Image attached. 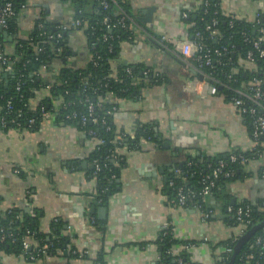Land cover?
<instances>
[{"label":"crops","instance_id":"obj_1","mask_svg":"<svg viewBox=\"0 0 264 264\" xmlns=\"http://www.w3.org/2000/svg\"><path fill=\"white\" fill-rule=\"evenodd\" d=\"M126 1L134 40L121 43L119 59L111 66L115 69L119 61L138 63L153 75L162 73L164 80L151 85L144 80L138 96L118 99L113 121L117 132L129 136L138 124L150 123L158 142L142 139L140 148L133 150L124 146L121 153L127 155L128 165L120 169L117 191L106 206L96 204V179L90 175L89 160L94 142L76 125L63 123L60 100L51 95L50 87L42 88L30 100L36 107L47 99L49 108L36 130L0 128V209L17 208L35 217L37 231L44 236L50 234L52 221L61 220L70 245L86 251L87 258L58 254L33 262L0 251V264H92L99 252L105 264H155L158 249L148 244L157 239L166 222L174 227L178 240L196 241L189 249L194 261L216 264L221 247L212 250L207 242L227 239L235 231L223 222L222 206L216 205L215 217L203 222L193 206H171L162 190L167 174L187 157L247 151L252 145L247 122L233 104L219 93L211 94L206 82L163 51L158 42L163 34L172 40L186 38L188 25L181 13L196 10L202 0ZM219 1L223 12L238 19L251 22L257 13L264 18V0ZM74 9L58 0H31L18 34L27 36L41 10L56 25L70 20ZM8 37H4L5 50L11 54L15 39ZM85 43L81 29L69 33L70 65L83 67L88 61ZM59 68L56 63L43 76L52 82ZM262 165L257 158L245 163L243 170L250 175L230 182L225 193L235 202L264 196V176H258ZM92 206L105 207L103 219H98L96 210L90 212ZM90 218L105 221L104 232Z\"/></svg>","mask_w":264,"mask_h":264},{"label":"trees","instance_id":"obj_2","mask_svg":"<svg viewBox=\"0 0 264 264\" xmlns=\"http://www.w3.org/2000/svg\"><path fill=\"white\" fill-rule=\"evenodd\" d=\"M61 4L72 5L77 8V11L73 13L72 19H79L81 24L77 27L83 31L86 41V49L89 53V59L83 67H76L67 62H63L62 59L66 52H70L68 44L69 33L74 29L70 28L62 33L61 39L53 38L48 40L49 34H55L56 28L53 20H49L45 11L41 10L39 16L36 18L34 28L28 33L27 39H23L22 36L16 38L14 51L11 53L13 71L4 77V73L0 72V116L5 117L8 122L5 126L0 124V128L7 130L15 128V124L9 122L11 119H15L20 124L19 130H36L40 121L43 118L44 113L49 109L47 106V99L42 100L36 107H32L30 100L34 98L37 93L45 87H50V92L53 97H57L60 100L59 117L65 124H73L85 131L91 129L95 135L105 140V143L95 148L89 155V160L93 164L94 160L100 165L99 170L92 168L90 175L96 179V195L95 203L106 206L108 198L114 192L117 191L116 180L119 178L120 169L128 165V157L126 154H118L115 152L116 147H122L124 144L128 145V149H139L140 141L142 139L152 140L158 142V136L155 134L154 127L150 123H140L136 126L133 136L127 134H120L116 131L114 125V114L111 111L113 105H118V99L133 98L138 96L139 89L144 86V80H147L148 84H157L164 80L162 73L153 75L152 72L148 74H142L145 70L141 64L127 63L119 61L116 68L112 69L111 63L114 60L119 59V52L121 49V43L123 41H133L132 31L124 30L122 27L116 25L120 12L123 10L128 13L129 4L126 0H115L113 3L108 0V7L103 9L101 6L102 0H58ZM207 4L203 3L194 11L183 10L187 13L185 19L188 24L187 34L191 36L196 30L202 31L204 26L210 22L213 18L217 20L215 28L219 32V40L213 42V40H207L206 44L211 49L219 48L225 45L228 50H231L225 56L220 58V63H213L212 69H206V71H212V73L222 81L227 82L224 78V73H230L233 69V78L236 81L230 83L238 87L242 82H247L253 76H259L264 78V62L258 61L251 68H244L243 62L246 56L247 50L250 45L243 42L242 32L248 30L253 33L252 22H248L242 19H236L232 26L229 24V17L220 9V3L218 0H206ZM75 10V9H74ZM107 15L109 17V25L102 22L103 17ZM38 22L42 24L41 28H38ZM260 23L264 24V20L260 19ZM18 21L16 18L10 23L7 30L8 33L15 35L17 32ZM105 36V38H104ZM130 37V38H128ZM0 38L4 39L2 33ZM46 41L44 49L39 52L37 47L41 42ZM60 47V52H56L55 48ZM69 54V55H70ZM170 54V53H168ZM171 56H173L171 54ZM69 57V56H68ZM59 63L60 68L57 70L55 78L52 82L49 81V76H43L45 72H50L52 65ZM130 69V72L127 71ZM110 74H115L118 78L117 81L110 78ZM18 78H21V86L19 90L15 89V83ZM141 79L139 84H134L135 79ZM229 81V80H228ZM107 83V87L104 88V83ZM264 88V83H263ZM112 91L113 98H106V91ZM219 94L223 95L226 100H229L231 94L230 90L225 87H218ZM84 97H89L93 101H99L100 109L95 111V115L98 117L97 123L87 121L85 126H81L78 117L75 119L70 118L73 112L78 115L85 112V106L79 100ZM11 101L12 111L6 113V102ZM17 111H20L18 115ZM110 112V113H108ZM264 113V112H263ZM249 131L251 133L252 126L251 120L248 115H243ZM35 120L32 126H28L29 119ZM105 120V124L101 123V120ZM108 126L109 130H105ZM119 137V138H118ZM115 142H120L113 144ZM112 141V142H111ZM240 152L234 149L230 152L223 153L217 156L197 155L189 156L186 160L177 166L182 171L179 175L173 171L167 174V177L163 183V193L167 196L168 200L172 199L175 195L173 187L169 186V180H173L175 185L182 184V178L185 176V185L199 190L201 177L210 172L218 162H223L224 166L222 172L232 170L231 176L225 177L221 174L217 179L215 186L211 190L209 201L202 205L203 209H216V205L221 207V218L229 226H236L235 219L231 216H227L224 213V208L230 204L231 197L225 193L226 186L238 179H244L249 176L250 173L244 172L243 165L238 161H231L230 154ZM191 161L190 166L187 162ZM73 165H77V161L73 162ZM208 165L211 167L208 168ZM74 166V167H75ZM263 165L259 168L258 176H264L262 173ZM95 172V174H93ZM212 200L214 202H212ZM222 203H218V202ZM197 202V199L187 203L186 206H193ZM264 196H259L253 201L247 199L235 202L234 207L239 205H250L251 211L249 213L250 224L247 229H250L257 223L264 219ZM21 210L13 208L11 213H7L0 209V228L4 227L6 230L12 231L16 238L15 243H10L8 240L0 242V251H4L11 254H16L21 249V238L26 235V231L31 232L32 245L34 250L46 245V253L48 256H55L62 254L67 258H87V255L80 256L79 250L70 245V238L68 235L62 232V221L55 219L51 223L50 234L44 236L37 231L36 219L27 213H21ZM21 213L19 218H15V214ZM211 217H209V220ZM94 226L100 231L105 230V221H98L94 219ZM172 225L167 229H161L155 242L158 244V253L164 258L161 264H199L194 261L190 254L184 250L180 251L178 255L167 254L166 251L171 249L172 246L184 243L194 242L187 240H178L174 238L171 232ZM167 232L164 234V232ZM1 235V232H0ZM264 235V227L256 231L251 238L240 248L237 253L234 264L239 263V259L242 255L252 253L257 257V253L262 249L260 245L254 243L257 236ZM237 240L227 238L220 240L212 247H231L233 248ZM220 248V259L216 261V264H228L230 257ZM75 251V253L73 252ZM36 252V250H35ZM181 258V262L176 259ZM264 262V258L261 259ZM92 264H105L103 260L102 252H99L95 259L92 260Z\"/></svg>","mask_w":264,"mask_h":264},{"label":"built area","instance_id":"obj_3","mask_svg":"<svg viewBox=\"0 0 264 264\" xmlns=\"http://www.w3.org/2000/svg\"><path fill=\"white\" fill-rule=\"evenodd\" d=\"M111 2L115 3V0H110ZM220 3V1L218 0ZM31 0H0V28L2 31L7 32L11 21L13 18H16L18 21V24L20 21L25 20V15L28 12L29 6H30ZM202 3L204 5L207 4L206 0H202ZM101 6L103 9H106L108 7V0H102ZM220 9L221 4H220ZM223 11V10H222ZM225 13V12H224ZM120 17L118 18L116 24L113 25L115 27L116 25L122 27L124 30H130V17L121 10ZM229 17V24L230 26L233 25L234 21L238 18H236L232 14L225 13ZM39 16V14L36 15L33 24L30 28V31L34 28L36 23V18ZM187 17L186 12L181 13V18L183 21H185ZM260 19L264 20L262 15L260 13H257L255 18L251 21L253 25V33H250L248 30L242 32L243 42L250 45V48L246 52V56L244 58L243 67L249 68L248 66H254L256 62L263 61L264 62V24L260 23ZM102 22L106 24L107 28L110 27L109 25V17L105 15L102 19ZM38 28L42 27V24L40 22L37 23ZM81 24V21L79 19H70V20H63L60 22H57L55 25L56 33L55 34H49L48 40H51L53 38L61 39L62 33L66 30H69L70 28H77ZM189 23H187L188 25ZM217 24V20L213 18L210 22H208L202 31L196 30L191 36H187L186 38L182 40H172L167 35L163 34L160 35L158 38V42L160 44V47L163 51L172 54L173 56L177 57L179 60L182 61V63L193 73L197 76L201 77V80L203 82H206L209 85V92L211 94H216L218 92V87H225L228 90H230L231 94L229 96L228 102L233 104V106L238 110V112L242 115H248L251 120V139H252V145L247 151H240L230 154V160L231 161H238L241 164H245L249 162L253 158H257L259 160H262L264 163V78L259 76H253L250 78L247 82H242L240 86L235 87L230 82L236 81L233 78V72H236L235 69L232 70L230 73H224V78L227 79V82L222 81L221 79L217 78L212 71H206V69H212L213 63L216 60V62L220 63V58L222 56L227 55L231 52V50H228L225 45L220 46L219 48L211 49L206 44L207 40H213V42H217L219 40V32L215 28V25ZM21 28L17 27V32L15 35L10 34L7 32L8 35L3 36L11 37L14 40V43L16 42V38H19L20 35L18 34ZM29 31V32H30ZM28 32V33H29ZM133 34V31H132ZM28 34L23 39H27ZM105 38V36H104ZM130 38V37H128ZM134 39V36H133ZM46 44V41L41 42V44L37 47V50L41 52L44 49V46ZM61 48L56 47L55 51L60 52ZM113 69V68H112ZM252 69V68H251ZM13 71L12 66V59L11 54L6 52L5 50V42L4 39L0 38V72H3L4 74H11ZM128 72H130V69H127ZM148 70L142 71V74H148ZM110 78L114 79V81H117L118 78L115 76V74H110ZM141 79H135L134 84H139ZM229 80V81H228ZM21 86V78H18L15 83V89L19 90ZM104 88L107 87V83L105 82L103 85ZM106 98H113L114 94L112 91H106ZM100 100L93 101L89 97H84L83 99L79 100V102L83 103L85 106V112L82 114H77L76 112H73L71 116H69L72 119H75L78 117L79 122L81 126H85L87 121H90L92 123L98 122V117L95 115V111L97 109H100ZM6 113L12 111V104L10 100H7L6 102ZM118 109V105H113L111 108L112 112H116ZM18 115L20 114V111H17ZM110 113V112H108ZM45 114V113H44ZM44 116V115H43ZM8 120L5 119V117L0 116V124L2 126H5ZM9 122L15 124V128L19 130L20 124L16 122V120L13 118L9 120ZM35 120L33 118L29 119L28 126H32L34 124ZM102 124H105V120H101ZM105 130H109V127L106 126ZM87 136H89L93 140V150L97 148L98 146L105 143V140L102 138H99L95 135L94 131L91 129L84 131ZM119 138V137H118ZM116 140H113V144H117L120 142H115ZM121 144V143H120ZM128 145L124 144L122 147H119L115 149V152L118 154L121 153V149ZM192 164L191 161L187 162V165L190 166ZM93 168L95 170H99L100 165L97 163V160L93 161ZM224 164L223 162H218L214 167L211 168L210 172L204 174L199 183H200V189L196 190L193 188H190L185 185V176L181 179L182 184L175 185V182L173 180H169L168 184L169 186L173 187L175 195L172 199L169 200V203L173 207H184L187 205L188 202L197 199V202L193 204V209L197 210L200 214V218L203 222L208 221L209 217L215 216L217 214V209H203L202 205L208 202L209 196L211 194V190L215 186L216 179L223 174L225 177L231 176L233 174L232 170H227L225 172H222ZM211 166L208 165V168ZM175 174L179 175L181 173L180 168H174L172 170ZM14 172H18V169H15ZM262 173H264V168L262 169ZM95 174V172H93ZM264 203V202H263ZM13 208H7L3 211L7 213H11ZM251 211L250 205H239L234 207L232 204H228L224 208V213L227 216H231L235 219L237 225L236 226H230L234 228V232L229 236V238H232L233 240H238L248 229L247 226L250 224L249 219V213ZM222 212V211H221ZM21 213L15 214V218H19ZM91 222L94 223V219L90 218ZM171 224L169 222L164 223L162 229H167ZM0 242H3L5 240H8L10 243H15V236L12 231L6 230L4 227L0 228ZM167 233L166 231L164 234ZM172 236L176 238L174 234V227L172 226L171 232ZM156 241V240H155ZM149 243L148 246H152L158 249L157 242ZM203 242H207V240H203ZM254 243L261 246V250L257 253V257L254 256V254L249 253L242 255L239 259L238 264H264V262L261 260L264 258V235L257 236L254 240ZM196 243L194 242H184L179 243L171 247V249H168L166 251L167 254H173L178 255L180 251L186 250L189 253V249L194 246ZM207 245L212 249L214 243L207 242ZM222 249V247H221ZM36 250V252H35ZM32 245V239H31V232L29 230L26 231V235H24L21 238V249L18 253L12 254L16 256L18 259L27 260V261H37L40 259H44L48 257L46 253V245L42 246L41 248L35 249ZM226 254L227 257H231L233 248L231 247H225L222 249ZM75 253V251H73ZM219 254V253H218ZM79 255H87L86 251L79 250ZM216 261L220 259V257L216 254L215 256ZM164 258L161 257V255H157V259L155 264H161L163 262ZM178 262H181V258L176 259Z\"/></svg>","mask_w":264,"mask_h":264},{"label":"water","instance_id":"obj_4","mask_svg":"<svg viewBox=\"0 0 264 264\" xmlns=\"http://www.w3.org/2000/svg\"><path fill=\"white\" fill-rule=\"evenodd\" d=\"M153 9V7H151V9L147 8V18L149 17L150 15V12L151 10ZM77 11V8H75V10L73 11L76 12ZM137 20L140 21V22H144V18H139L137 17ZM53 23H55V21H53ZM0 33H3L4 35H8L7 32H4L2 31V29L0 28ZM8 39H11L10 37H8ZM69 52H66L65 53V56L64 58L62 59L63 62H67L68 61V56H69ZM72 55H76L75 52H72ZM169 56H171V54H168ZM175 59L180 62L181 64L182 61L179 60L177 57H175ZM72 65H75V63L73 62ZM8 74H4V77H7ZM201 78V77H200ZM90 168L92 169L93 168V165L90 166ZM116 182H119V179L116 180ZM235 201L233 199L230 200V204H234ZM129 207L126 209L128 210ZM97 211V217L98 219H103V215L105 213V207H101L99 206L97 209L94 208V206H92V208L90 209V212L93 214L94 211ZM215 217V216H213ZM264 227V219L257 223L256 225H254L253 227H251L250 229H248L236 242V244L234 245L233 247V251H232V254H231V257H230V260L228 262V264H234V260H235V257L237 255V253L239 252L240 248L251 238V236L256 232L258 231L259 229L263 228Z\"/></svg>","mask_w":264,"mask_h":264},{"label":"rangeland","instance_id":"obj_5","mask_svg":"<svg viewBox=\"0 0 264 264\" xmlns=\"http://www.w3.org/2000/svg\"><path fill=\"white\" fill-rule=\"evenodd\" d=\"M198 212V211H197ZM198 214H199V212H198ZM200 215V214H199Z\"/></svg>","mask_w":264,"mask_h":264}]
</instances>
